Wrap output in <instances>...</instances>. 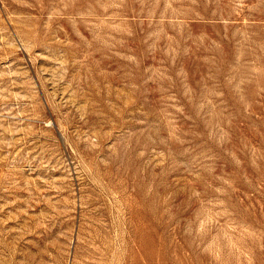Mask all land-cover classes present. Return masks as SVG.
Masks as SVG:
<instances>
[{"label":"rangeland","instance_id":"374dc122","mask_svg":"<svg viewBox=\"0 0 264 264\" xmlns=\"http://www.w3.org/2000/svg\"><path fill=\"white\" fill-rule=\"evenodd\" d=\"M0 264H264V0H0Z\"/></svg>","mask_w":264,"mask_h":264}]
</instances>
